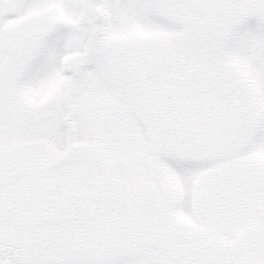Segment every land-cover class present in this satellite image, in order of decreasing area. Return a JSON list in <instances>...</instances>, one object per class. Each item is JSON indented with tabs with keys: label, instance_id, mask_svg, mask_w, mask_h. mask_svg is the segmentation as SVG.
<instances>
[{
	"label": "snow or ice",
	"instance_id": "snow-or-ice-1",
	"mask_svg": "<svg viewBox=\"0 0 264 264\" xmlns=\"http://www.w3.org/2000/svg\"><path fill=\"white\" fill-rule=\"evenodd\" d=\"M0 264H264V0H0Z\"/></svg>",
	"mask_w": 264,
	"mask_h": 264
}]
</instances>
